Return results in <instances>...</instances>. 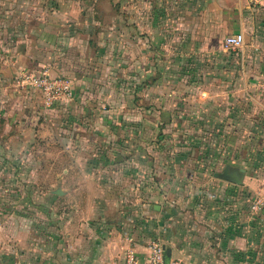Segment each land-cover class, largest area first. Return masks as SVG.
Wrapping results in <instances>:
<instances>
[{
    "label": "crops",
    "instance_id": "obj_1",
    "mask_svg": "<svg viewBox=\"0 0 264 264\" xmlns=\"http://www.w3.org/2000/svg\"><path fill=\"white\" fill-rule=\"evenodd\" d=\"M260 9L0 0V264H145L153 240L185 264L264 256L246 183L264 163ZM23 72L71 81L73 99L46 106ZM195 187L223 202L200 213Z\"/></svg>",
    "mask_w": 264,
    "mask_h": 264
},
{
    "label": "built area",
    "instance_id": "obj_2",
    "mask_svg": "<svg viewBox=\"0 0 264 264\" xmlns=\"http://www.w3.org/2000/svg\"><path fill=\"white\" fill-rule=\"evenodd\" d=\"M251 7L264 8V0H247ZM244 44L242 35L228 36L223 41V48L226 50L240 49ZM16 86L22 89H31L38 91L46 106L53 104H61L63 102H70L73 99V84L71 81L64 78L51 79L46 73H21L18 75ZM261 90L264 97V81L261 84ZM131 242V239H127ZM131 250L126 251L125 263L138 264L137 258ZM145 264H185L180 259L170 258L165 263L163 261V245L161 242L155 240L147 244Z\"/></svg>",
    "mask_w": 264,
    "mask_h": 264
},
{
    "label": "rangeland",
    "instance_id": "obj_3",
    "mask_svg": "<svg viewBox=\"0 0 264 264\" xmlns=\"http://www.w3.org/2000/svg\"><path fill=\"white\" fill-rule=\"evenodd\" d=\"M261 9L263 10L264 8H261ZM254 162H255L256 165L258 164V168L260 170L258 172H260V173H258L256 171V176H252V178H250L249 180H246V183H248V185L254 187V188H252L253 189V193H252V196H251L252 202H251V211L250 212H252L254 214H256V213L260 214V213H262L261 211L264 210V163L263 162L257 163L256 160H254ZM207 177H208V175L205 176V177L203 176L202 180H200L198 178H195V185L199 186V188H203L201 184L206 182ZM253 179H255V180H253ZM211 181H213V179L210 176V178H208L206 184L208 182H211ZM254 181H256V182H254ZM206 184L203 185L204 188H207L206 186H208V185H206ZM248 189L249 188L247 187V191H249ZM247 191H246V193H247ZM261 192H263V194ZM192 193H193V196H196V198H197L196 200H197V204L200 206V208H199V212L200 213L202 212L201 211L202 210V201H204V200H208L210 202L212 201L213 203H219V202L222 203L223 202L222 199H220L219 193H214L213 191H209L208 192V191L204 190L203 192L199 193V189L197 187H195V189H194V191ZM235 194L238 195L237 193H235ZM249 197H250V193H249ZM203 206H205V205H203ZM207 210H208V206H207ZM212 210H215V209H212ZM228 212L230 213V211H228ZM210 214H211V212H210ZM210 214H209V212H207V215H210ZM215 216H217V215H213L212 217H215ZM200 224H201V221H200L199 225ZM153 241H155V240H153ZM261 243L264 245L263 241ZM263 247H260V249L262 248V250H264ZM248 250H249L247 252L248 253L247 254V260L248 261L247 262H249L248 264H250L251 259H253L254 263H256L258 261L260 262V264L264 263L263 254H260V257L258 258L257 256H251L250 253H252V251H251V249H248Z\"/></svg>",
    "mask_w": 264,
    "mask_h": 264
},
{
    "label": "water",
    "instance_id": "obj_4",
    "mask_svg": "<svg viewBox=\"0 0 264 264\" xmlns=\"http://www.w3.org/2000/svg\"><path fill=\"white\" fill-rule=\"evenodd\" d=\"M217 177L227 179L234 183H240L238 176H236V174L228 173L227 170H225L223 174L218 175ZM170 258H171V255H170L169 249L163 246V261L167 263L170 260Z\"/></svg>",
    "mask_w": 264,
    "mask_h": 264
}]
</instances>
